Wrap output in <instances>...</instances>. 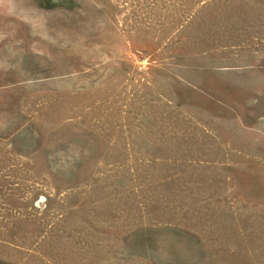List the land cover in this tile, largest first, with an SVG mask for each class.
Returning a JSON list of instances; mask_svg holds the SVG:
<instances>
[{
    "label": "rangeland",
    "instance_id": "374dc122",
    "mask_svg": "<svg viewBox=\"0 0 264 264\" xmlns=\"http://www.w3.org/2000/svg\"><path fill=\"white\" fill-rule=\"evenodd\" d=\"M0 264H264V0H0Z\"/></svg>",
    "mask_w": 264,
    "mask_h": 264
},
{
    "label": "crops",
    "instance_id": "0c3cea01",
    "mask_svg": "<svg viewBox=\"0 0 264 264\" xmlns=\"http://www.w3.org/2000/svg\"><path fill=\"white\" fill-rule=\"evenodd\" d=\"M252 38H255L254 36Z\"/></svg>",
    "mask_w": 264,
    "mask_h": 264
}]
</instances>
